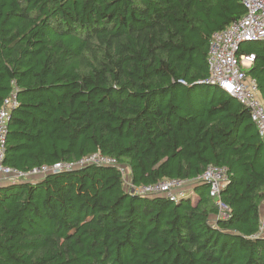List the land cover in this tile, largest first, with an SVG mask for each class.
<instances>
[{"label": "trees", "instance_id": "trees-1", "mask_svg": "<svg viewBox=\"0 0 264 264\" xmlns=\"http://www.w3.org/2000/svg\"><path fill=\"white\" fill-rule=\"evenodd\" d=\"M245 13L240 0H0V108L19 101L6 166L100 153L138 187L216 166L231 210L217 219L201 181L195 202L130 195L117 167L0 184V264H264V142L206 84L212 36ZM242 49L264 102V41Z\"/></svg>", "mask_w": 264, "mask_h": 264}, {"label": "built area", "instance_id": "built-area-1", "mask_svg": "<svg viewBox=\"0 0 264 264\" xmlns=\"http://www.w3.org/2000/svg\"><path fill=\"white\" fill-rule=\"evenodd\" d=\"M246 13L225 30L215 33L210 40L208 65L210 76L206 82L223 90L230 97L238 100L248 111L255 124L261 140L264 142V102L259 93L256 79L248 75L255 61V54H246L242 47L247 43L264 41V0H240ZM19 107L17 92L14 91L0 108V184H15L21 181L45 178L76 170L81 167H117L123 175L125 188L129 194L136 196L165 195L172 201H179L177 193L186 183L205 182L210 185V196L218 208V218L227 220L231 217L230 207L223 201L222 192L229 182L228 171L224 168L210 166L196 181L165 180L156 185L136 187L131 183L129 168L118 164L114 158L94 154L74 163H57L52 167H42L23 173L4 164V153L8 138L12 113ZM264 231V218L261 220Z\"/></svg>", "mask_w": 264, "mask_h": 264}, {"label": "rangeland", "instance_id": "rangeland-1", "mask_svg": "<svg viewBox=\"0 0 264 264\" xmlns=\"http://www.w3.org/2000/svg\"><path fill=\"white\" fill-rule=\"evenodd\" d=\"M72 171H74V170H72ZM72 171H68V172H72ZM127 176L129 177L131 175L127 174ZM41 177H40V179H42ZM130 184H132V185L134 184L132 182V178H131ZM124 185H125V183H124ZM194 186H195V184H191V183H186V184L182 185V187L180 188V190L177 193L178 197L181 200L182 199H191L192 202H195L198 199V196L194 193ZM136 187H138V186H136ZM130 195H134V194H130ZM134 196H136V195H134ZM160 196H163V195H160ZM163 197H165V195ZM263 209H264V205H263ZM261 235L264 236V231H262Z\"/></svg>", "mask_w": 264, "mask_h": 264}, {"label": "crops", "instance_id": "crops-1", "mask_svg": "<svg viewBox=\"0 0 264 264\" xmlns=\"http://www.w3.org/2000/svg\"><path fill=\"white\" fill-rule=\"evenodd\" d=\"M198 199H199V197H198ZM198 199H197V200H198ZM197 200H196V201H197ZM262 214H263L262 216L264 217V209H263V207H262Z\"/></svg>", "mask_w": 264, "mask_h": 264}]
</instances>
